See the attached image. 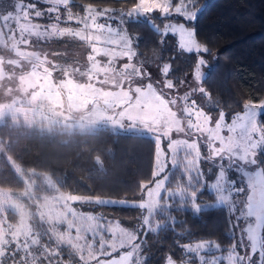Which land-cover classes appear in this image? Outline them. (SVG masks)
<instances>
[{"label":"trees","instance_id":"16d2710c","mask_svg":"<svg viewBox=\"0 0 264 264\" xmlns=\"http://www.w3.org/2000/svg\"><path fill=\"white\" fill-rule=\"evenodd\" d=\"M125 2L126 0H72L69 11L68 6L57 7L40 0H0V25L6 38L16 36L17 40H24L32 49L36 47L39 50L48 41L36 35L45 36L48 32L59 36L62 29H75L78 25L74 22L75 18L84 16V4L93 3L100 8H119ZM177 2L178 0H173V3ZM197 7L199 11L194 25L198 37L206 38L209 42L212 54L185 52L176 57L173 62L174 82L176 77L183 76L184 70L189 69L199 55L208 62L202 66L204 75L201 81L202 86L210 93V96L201 95L204 102L202 105L208 113H217L220 110L237 112L244 109L245 100L258 101L264 98V0H197ZM24 8H27V20L32 27L39 29V33L37 30L33 33L23 32L25 36L31 35L28 39L30 42L21 39L22 31L17 29V21H24L17 13ZM38 12L41 15H37ZM152 15L156 17L155 23L163 29L164 23L168 21L161 18L159 13ZM169 19L183 22L180 17ZM6 28L10 30L7 32ZM126 30L134 38L133 46L138 58L150 62L149 66L157 58L158 66L168 62L178 48L171 34L163 36L165 43L158 45L161 34L154 32L152 26L143 18L138 22H129ZM137 36L138 41L135 39ZM4 40L0 41V50L6 48ZM260 119L264 120V115ZM259 159L264 161V154ZM154 164L155 144L150 136L116 131L110 126L84 132H46L23 123H13L11 120L0 124V188L21 191L30 187L29 178L32 174L31 179L39 183L44 177H49L55 185V191L72 198L71 202L78 212L75 216L92 218L94 215L97 218L94 221L103 229L110 226L115 228L117 224L127 229L137 227L142 222V209L132 205L76 203V198L85 200L100 196L104 199L137 201L142 194L139 185L152 179ZM170 176L175 177L176 171H172ZM176 184L169 180L166 187L175 188ZM36 191L41 192L43 188L37 185ZM199 199L202 203L213 205L216 200L215 192L204 191ZM225 208L223 205L204 208L198 215L191 211L173 210L172 214L177 218L176 232H185L186 235L177 236L171 230L161 233L159 237L149 234V248L153 253L151 264H162V257L168 253L177 261L182 257L191 258L192 264H198L194 254L184 255L177 241L190 243L207 239L221 245L219 251L206 255L227 251L233 239L230 238L232 229ZM7 214L13 223L18 222L15 212L9 211ZM36 219L37 222L30 219L33 236L21 240L26 259L36 260V264H63V259H67L70 252L76 264H97L91 256L86 258V254H89L86 250L91 244L90 234V241L82 240L84 248L79 249L80 247L59 242L46 230L49 226L47 222L44 221L45 227L41 228L42 222L39 217ZM76 224L82 225V222L78 219ZM79 230L84 239L89 228ZM103 235L106 240L112 238L107 231ZM237 237L239 229H236ZM12 243L16 242L13 241L7 246L8 252L3 255L0 264H11L13 261L21 264L20 252L16 260L10 258L14 253ZM96 247L98 248V237ZM60 254L63 256L61 260Z\"/></svg>","mask_w":264,"mask_h":264},{"label":"snow or ice","instance_id":"6c2138e0","mask_svg":"<svg viewBox=\"0 0 264 264\" xmlns=\"http://www.w3.org/2000/svg\"><path fill=\"white\" fill-rule=\"evenodd\" d=\"M63 3L70 11L72 0H63ZM198 11L197 0H178L177 3L173 0H126L119 8H100L93 3L83 5V19H90L88 26L99 33L89 39H94L98 45H108L107 49L93 46L97 65L103 68L104 64L114 62L116 65L117 60L126 61L116 67L118 71L122 70L124 83L119 94L113 97L112 106L118 110L119 119H112V129L119 128L133 135L138 132L152 134L156 161L152 179L139 185L142 194L137 206L147 214L141 215L142 222L137 228L128 230L117 224L115 228L103 229L95 224L94 230L85 234L86 241H90V234L88 252L97 264H151L153 253L149 248L148 235L159 237L168 230L177 236L186 235L185 232H176L177 218L172 214L173 210L191 211L198 215L204 208L215 207L199 199L204 191L212 190L216 201L226 206V216L232 229L230 238L233 243L227 249L228 264H264V161L258 159L264 154V120L260 119L264 115V98L245 100L244 111L233 114L230 122L226 121L223 110L214 119L195 99L201 95L210 96L201 84L202 66L208 62L199 55L189 69L184 70L183 76L176 77L174 82L173 62L176 57L185 52L212 54L209 42L198 37L194 25ZM153 13H159L168 21L163 29L155 23ZM172 17H180L183 22L170 20ZM100 18H105L107 23L98 22ZM141 18L152 26L154 32L161 34L158 45L165 43L163 36L169 33L179 37L175 54L162 67L157 66L156 74L146 66L147 61L138 58L133 46L134 38L126 30L129 22H138ZM69 19H72L71 15ZM113 20L117 21L116 26H113ZM135 39L138 41L139 37ZM100 57L107 59L101 63ZM181 88L183 93L178 94ZM178 102H182V107L174 110ZM173 133L190 139L173 138ZM164 140H167L166 149L162 147ZM181 150L183 159L178 160ZM168 155L173 168L182 165V181L186 176V182H177L174 189L166 187L169 175L163 157ZM202 163L209 165L207 173L201 167ZM252 166L259 170L250 171ZM230 172L236 174L235 179L230 177ZM206 176H211L213 182H208ZM245 177L246 198L238 204L234 197L245 193ZM162 192L166 195L162 196ZM174 197H179V200H174ZM76 203L130 206L124 199L100 196L85 200L76 198ZM92 219L97 218L93 215ZM236 229H239L238 238ZM104 231L112 237L110 240L105 239ZM177 244L185 256L194 254L198 264H221V257L206 255L213 249H221L215 241L201 239L190 243L177 241ZM162 264H192V260L182 257L177 261L168 253L162 257Z\"/></svg>","mask_w":264,"mask_h":264},{"label":"rangeland","instance_id":"374dc122","mask_svg":"<svg viewBox=\"0 0 264 264\" xmlns=\"http://www.w3.org/2000/svg\"><path fill=\"white\" fill-rule=\"evenodd\" d=\"M43 2L52 3L53 5L59 3L60 6H66L63 0H43ZM26 11L27 8H24V10L17 13V16L24 20L19 19V22L17 21V29L22 31L20 33L22 34L21 39L28 40L31 35L25 36L23 32L33 33L37 30V27H32L29 20H27ZM77 20H80L81 23H78L75 29H62V33H58L61 37L48 32L44 34L45 36L36 35V37H42L48 41H45L42 45L44 48L39 50L36 47L32 49L24 40H17L16 36L6 38L0 25V41L6 39L4 40L6 48L3 47V50H0V124L11 120L13 123H23L30 128L46 132L67 130L84 132L93 131L102 126L112 127V119H119V112L112 105L114 102L113 97L119 94L124 83V76L122 70L118 71L116 67L126 61L117 60L116 65L113 62L112 64H104L103 68L99 67L93 46L107 49L108 45H98L94 39H89L90 36L94 37L99 34L88 26L90 19L84 20L82 16L78 19L75 18L74 22ZM98 22L107 23L105 18H100ZM112 24L116 26L117 21L113 20ZM9 30L6 28L7 32ZM171 35L175 38L178 46V35ZM33 44L37 43L33 42ZM89 57H93V59ZM35 59L37 60L35 61ZM99 59L103 63V60L107 58L100 57ZM153 59L155 58L153 57ZM157 59L154 60L152 65L149 66L150 62L146 65L154 74L157 73ZM160 66L162 67V64ZM89 69L91 70L89 71ZM182 93L183 88L179 90L178 94ZM195 99L204 108L201 96H197ZM177 107H182V102H178L174 110ZM243 111L244 109L237 112L242 113ZM224 112L226 113L225 119L228 122L231 121L233 114L237 113ZM211 115L214 119L218 118L219 112ZM114 130L126 132L119 128ZM136 134L150 136L154 139L152 134L146 132ZM224 134L227 135V133ZM173 138L190 139V137H185L183 134L177 135L176 133H173ZM166 145L167 140H164L162 147L166 149ZM202 151H204L203 148ZM183 155V150H181L177 156L178 160H182ZM163 159L167 164L166 171L169 172V180L174 183L186 182V176L183 177V181L181 180L182 165L173 168L170 155L163 157ZM154 165L156 166V161ZM201 167L207 173L209 165L202 163ZM258 170L256 166H252L250 169V171ZM172 171H176L175 177L170 176ZM212 171L213 173L216 172L214 168ZM229 175L233 179L236 178L234 172H230ZM31 177L33 178V174L29 178V181H31L29 183L30 187L25 190L12 191L0 188V260L8 252H6L7 246L15 241L16 243H12L14 253L11 254L10 258L14 260L20 252L19 262L21 264H36V260L25 258L26 253L22 252L24 247L21 240L27 236H33V225L30 219L32 218L33 221L37 222L36 218L38 217L39 221L42 222L40 224L41 228L45 227L44 221L47 222L46 224L49 226L46 230L52 233V236L56 237L59 242L83 249L82 240L85 239H83L79 229L84 230L85 227H88L89 231L94 230L96 224L94 219L83 215L75 216L78 215V212L75 211L71 202L72 198L69 199L66 195L55 191V185L49 177H44L40 183L31 179ZM205 179L208 182H213L211 176H206ZM26 180L28 181V178ZM37 185L41 186L43 191L37 192ZM244 186L245 193L234 197L238 204L239 201L246 198V177L244 178ZM212 191L214 192V190ZM161 195L165 196L166 193L162 192ZM173 199L177 200L179 197ZM139 201L140 199L126 202L128 205L137 206ZM213 205L219 206L221 204L215 200ZM9 211L17 214L18 222L13 223L9 219L7 214ZM142 212L143 215L147 214L146 210H142ZM86 218H88V221ZM78 219L82 222V225L76 224ZM241 225L246 226L243 222H241ZM135 228L137 227H128V230ZM86 251L88 252V250ZM212 252H217V250L213 249ZM68 254L67 259H63L60 254L59 259H63L62 263L76 264L71 258L70 252ZM211 255L221 257V264H228L227 251ZM89 256V254H86V258ZM15 263L16 261H13L11 264Z\"/></svg>","mask_w":264,"mask_h":264}]
</instances>
